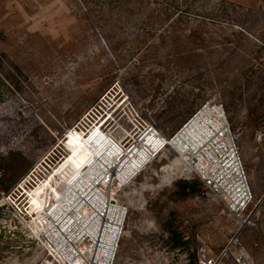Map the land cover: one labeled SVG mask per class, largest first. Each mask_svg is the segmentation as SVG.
Listing matches in <instances>:
<instances>
[{
	"label": "rangeland",
	"instance_id": "1",
	"mask_svg": "<svg viewBox=\"0 0 264 264\" xmlns=\"http://www.w3.org/2000/svg\"><path fill=\"white\" fill-rule=\"evenodd\" d=\"M0 60V264H61L27 190L54 172L69 188L107 140H170L206 104L225 110L254 224L239 231L167 146L115 181L129 211L113 264H197L235 236L264 264V0H0Z\"/></svg>",
	"mask_w": 264,
	"mask_h": 264
},
{
	"label": "bare ground",
	"instance_id": "2",
	"mask_svg": "<svg viewBox=\"0 0 264 264\" xmlns=\"http://www.w3.org/2000/svg\"><path fill=\"white\" fill-rule=\"evenodd\" d=\"M214 111H219V108L215 107ZM211 112L210 106L202 109L172 140H167L166 137L157 138L154 135V128L147 130L146 136L144 135V146L125 148L117 141L107 140L97 153L91 155L94 157L91 166L69 188L54 179L53 175H56L54 172L35 188L27 190L28 196L36 205L35 211L40 212L35 217V220L39 219L35 221L37 235L42 238L43 234L50 242V255L58 258L60 262L72 264V253H69L68 247L71 249L79 247L78 242L75 244L74 242L85 232V236L81 239L82 243L86 236H90L97 244L96 249L105 252L106 257L103 258L102 264H113L118 249L120 225L118 222L105 220V216L111 211L110 208L108 209L109 201H114L109 196L111 192L108 193L109 190L111 191L110 187L116 180L121 184H127L141 170V166L153 156L154 153L150 154L147 149L159 153L162 150L160 149L162 143H165L166 147L172 146L175 150L178 149L176 146L180 147L179 152L181 154L183 152L184 157L188 158L187 153L191 146L197 148L202 145L213 135L214 128L218 127L215 122L210 121L208 115ZM101 125L103 123L97 124L96 127ZM148 137L151 138L150 142ZM90 139L91 137L87 141L85 139V143L82 140L80 145L87 146ZM146 145L148 148L145 147ZM71 148L72 154L75 155L77 149ZM131 154L135 157L130 160ZM115 164V170L110 169V166ZM119 166L120 170H118ZM108 214L112 219V213ZM103 241L105 245L101 247ZM47 244L49 246L48 242ZM77 251L83 253L79 249ZM95 257L94 254L92 259ZM81 258L84 259V256L80 257L78 262Z\"/></svg>",
	"mask_w": 264,
	"mask_h": 264
},
{
	"label": "built area",
	"instance_id": "3",
	"mask_svg": "<svg viewBox=\"0 0 264 264\" xmlns=\"http://www.w3.org/2000/svg\"><path fill=\"white\" fill-rule=\"evenodd\" d=\"M208 106L209 104H206L202 109ZM216 108H219V111H214L215 106H212V112L208 116L210 121L215 122L218 127L214 128L213 135L202 145L197 148L191 146L187 153L188 158L186 159L188 160L192 173L202 182L203 187L224 204L230 213L238 219V230L242 231L252 226L255 222V216L251 210L253 193L239 153L238 144L228 122L225 110L222 106ZM202 109L194 113L188 121L184 123L182 128L196 117ZM206 117L207 116H205V118ZM211 127L213 128L214 126ZM182 128H180L176 134L179 133ZM176 134L173 135L170 140L175 138ZM154 135L160 139L165 137L155 128ZM145 147L148 148V145ZM164 147H166L165 143H162L160 149ZM147 151H149L150 154L154 153L153 156L158 154L155 150L151 152L150 149H147ZM135 155L138 156L137 153H135ZM135 155L131 154L129 159H134ZM115 168L116 164L110 166L112 170H115ZM118 170H120V166ZM107 179H109V177H107ZM115 183L116 182L110 187L111 191H108L109 194L111 192L109 196H111L114 201H109L108 209L110 208L111 211L108 212L107 210V212L112 213L113 218L111 219L107 213L105 220L109 219L110 222H118L120 225V237L129 210L126 204L119 202L118 199L115 198V188L118 187V185L114 187ZM84 236L85 232L80 234L78 239L74 242V244L78 242L79 247L75 249L68 247L69 253H72V264H102L103 258L106 257L105 252L96 249L97 244L95 241L91 240L90 236H86L82 243L81 239ZM86 241H89V243H85ZM104 243L105 241L99 244L103 247L105 245ZM90 244L92 245L89 247ZM86 246L88 247L86 248ZM77 249L83 253H80ZM94 254L96 257L92 259ZM82 256H84V259L81 258V261L78 262V259ZM61 264L70 263L61 261ZM197 264H252V258L247 249L239 241L238 236H235L216 253H211L207 247L201 246L198 250Z\"/></svg>",
	"mask_w": 264,
	"mask_h": 264
},
{
	"label": "trees",
	"instance_id": "4",
	"mask_svg": "<svg viewBox=\"0 0 264 264\" xmlns=\"http://www.w3.org/2000/svg\"><path fill=\"white\" fill-rule=\"evenodd\" d=\"M3 56H5V55H3ZM0 62H1V60H0ZM2 63V62H1ZM192 184V183H191ZM193 186V185H192ZM196 185L194 186V188H192V191H195L196 190Z\"/></svg>",
	"mask_w": 264,
	"mask_h": 264
}]
</instances>
